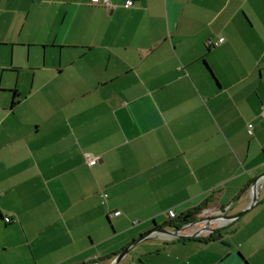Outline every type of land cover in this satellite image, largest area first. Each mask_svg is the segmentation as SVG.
Listing matches in <instances>:
<instances>
[{"label": "crops", "instance_id": "crops-1", "mask_svg": "<svg viewBox=\"0 0 264 264\" xmlns=\"http://www.w3.org/2000/svg\"><path fill=\"white\" fill-rule=\"evenodd\" d=\"M126 1L0 0V264H109L252 202L264 0ZM258 192L118 264H264Z\"/></svg>", "mask_w": 264, "mask_h": 264}, {"label": "water", "instance_id": "water-1", "mask_svg": "<svg viewBox=\"0 0 264 264\" xmlns=\"http://www.w3.org/2000/svg\"><path fill=\"white\" fill-rule=\"evenodd\" d=\"M262 182L264 183V175L260 176L259 178H257V180L253 183V185L251 186V190H250V194L252 197V202L251 204H249V206L247 208H245L244 210L240 211L239 213L236 214H227L228 210L234 206V203H231L229 207H226L224 209L219 210L217 215L214 216H205V218L200 217L197 215L196 219L194 221H190L188 223L185 224V226L183 225L180 228H173V229H164V228H158L155 229L153 231H151L150 233L145 234V236H141L138 240H135L130 246H128L127 248H125L122 252L118 253V256L116 255L115 258L109 263V264H118L119 262H121L127 255L128 252H131L132 249L138 245L139 243L145 241V240H150L153 239L155 237H159V236H163V235H167V236H171L174 238H187V237H198L200 235H202L203 233H214L216 232L214 229L212 228V225L214 224H219L220 228L225 227V225H228L230 223L235 222L236 220L239 219V217L243 216L245 213H247L250 209L252 210V208L254 207L255 204L258 203L259 201V183ZM200 225H204L203 227H201L200 229H198L194 234H185L188 231H191L192 228L195 227H199Z\"/></svg>", "mask_w": 264, "mask_h": 264}, {"label": "built area", "instance_id": "built-area-1", "mask_svg": "<svg viewBox=\"0 0 264 264\" xmlns=\"http://www.w3.org/2000/svg\"><path fill=\"white\" fill-rule=\"evenodd\" d=\"M133 4V2H132V0H128V1H126V5H125V7H127V8H129L131 5ZM223 41H224V39L223 38H221L218 42H212V41H210L209 43H208V45L209 46H219V44H221V43H223ZM264 113V112H263ZM263 116H264V114H263ZM90 163L92 164V165H94V164H96L97 163V161L96 160H94V159H92L91 161H90ZM115 215H119V212H116V213H114ZM165 216L168 218V219H173V218H175L176 216H175V212L174 211H172V210H170V211H168L166 214H165ZM11 219L10 218H6V222H9Z\"/></svg>", "mask_w": 264, "mask_h": 264}, {"label": "trees", "instance_id": "trees-1", "mask_svg": "<svg viewBox=\"0 0 264 264\" xmlns=\"http://www.w3.org/2000/svg\"><path fill=\"white\" fill-rule=\"evenodd\" d=\"M210 47H217V46H210ZM200 211H202V210H199V211L197 210L196 212H194V213H192V214H190V215H186L185 217H183L182 221L180 222L181 225H180V226H176V228H180V227H182L183 225L185 226L186 223L190 222L191 220H195L196 218H195L194 215L199 214ZM7 218H9V217H7ZM10 219H11V218H10ZM9 222H11V220H10ZM9 222H6V219H5V223H9ZM212 238H213V236L211 235V236L209 237V239L211 240Z\"/></svg>", "mask_w": 264, "mask_h": 264}, {"label": "rangeland", "instance_id": "rangeland-1", "mask_svg": "<svg viewBox=\"0 0 264 264\" xmlns=\"http://www.w3.org/2000/svg\"><path fill=\"white\" fill-rule=\"evenodd\" d=\"M134 253H131V255H133Z\"/></svg>", "mask_w": 264, "mask_h": 264}, {"label": "flooded vegetation", "instance_id": "flooded-vegetation-1", "mask_svg": "<svg viewBox=\"0 0 264 264\" xmlns=\"http://www.w3.org/2000/svg\"><path fill=\"white\" fill-rule=\"evenodd\" d=\"M191 221H194V220H191Z\"/></svg>", "mask_w": 264, "mask_h": 264}]
</instances>
